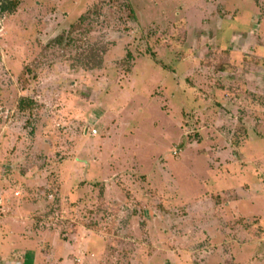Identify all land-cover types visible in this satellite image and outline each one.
I'll return each instance as SVG.
<instances>
[{
  "label": "rangeland",
  "instance_id": "374dc122",
  "mask_svg": "<svg viewBox=\"0 0 264 264\" xmlns=\"http://www.w3.org/2000/svg\"><path fill=\"white\" fill-rule=\"evenodd\" d=\"M15 1L0 264H264V0Z\"/></svg>",
  "mask_w": 264,
  "mask_h": 264
},
{
  "label": "trees",
  "instance_id": "16d2710c",
  "mask_svg": "<svg viewBox=\"0 0 264 264\" xmlns=\"http://www.w3.org/2000/svg\"><path fill=\"white\" fill-rule=\"evenodd\" d=\"M16 6L17 2L15 0H0V15L4 12H12L16 8ZM61 38V36L57 37L56 42L60 43ZM104 50L105 49L102 46L94 47V45H92L83 49L77 55V59L80 62V65H82L86 69L99 68L102 64ZM22 108L23 106H21L20 109Z\"/></svg>",
  "mask_w": 264,
  "mask_h": 264
},
{
  "label": "crops",
  "instance_id": "0c3cea01",
  "mask_svg": "<svg viewBox=\"0 0 264 264\" xmlns=\"http://www.w3.org/2000/svg\"><path fill=\"white\" fill-rule=\"evenodd\" d=\"M1 257H3V256H1ZM30 257H31V256H30ZM4 258H8V257H5V256H4ZM18 264H19V262H18ZM20 264H33V262H31L30 259L27 260V258L24 257L23 260H22V262H20Z\"/></svg>",
  "mask_w": 264,
  "mask_h": 264
}]
</instances>
